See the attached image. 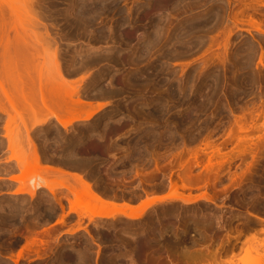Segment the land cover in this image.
I'll return each instance as SVG.
<instances>
[{
    "label": "rangeland",
    "instance_id": "rangeland-1",
    "mask_svg": "<svg viewBox=\"0 0 264 264\" xmlns=\"http://www.w3.org/2000/svg\"><path fill=\"white\" fill-rule=\"evenodd\" d=\"M103 1L0 0V262L26 253L29 231H50L52 258L41 264H200L221 241L217 264H264V223L248 215L264 219V153L239 185L231 177L249 156L208 172L202 150L226 143L229 153L239 124L259 128L253 141L264 133V33L251 24L264 30V0ZM37 176L58 195L84 179L117 205L175 198L136 220L82 217L45 189L15 194ZM162 228L180 245L138 256Z\"/></svg>",
    "mask_w": 264,
    "mask_h": 264
},
{
    "label": "bare ground",
    "instance_id": "bare-ground-1",
    "mask_svg": "<svg viewBox=\"0 0 264 264\" xmlns=\"http://www.w3.org/2000/svg\"><path fill=\"white\" fill-rule=\"evenodd\" d=\"M107 0H105L106 2ZM117 1V0H116ZM146 1V0H145ZM144 1V2H145ZM104 2V1H103ZM102 2V3H103ZM104 2V4H105ZM112 3V2H111ZM147 4V3H146ZM102 5V4H101ZM100 5V6H101ZM106 5V4H105ZM103 5V6H105ZM95 6V5H94ZM102 7V6H101ZM100 7V9H101ZM87 10V9H86ZM105 10V9H104ZM109 10V9H108ZM115 10V9H114ZM82 11V10H81ZM121 11V10H120ZM101 12V11H100ZM80 13V12H79ZM84 14V13H83ZM95 14V13H94ZM125 14H128V12H126ZM157 22V21H156ZM251 22V21H250ZM252 24V27L254 28V30L258 31V32H262L264 33V30L260 28V26L258 24H255L254 22H251ZM190 31V30H189ZM149 34V33H148ZM146 36H148L146 34ZM150 37V36H149ZM145 46V45H144ZM149 48V47H148ZM147 50V49H146ZM145 51V49H144ZM173 91V90H171ZM170 91V92H171ZM172 93V92H171ZM174 93V92H173ZM172 93V94H173ZM169 94V93H168ZM170 94V95H172ZM169 95V96H170ZM169 98H172L171 96ZM179 98V97H178ZM177 97L175 98H172L174 99V106H172L173 108H176L179 106V100ZM8 102L11 104L12 108H14V103L8 98ZM75 104H78L79 103V100L76 99L73 101ZM42 103L44 105H46V101L44 100V98H42ZM103 108V105H96L94 107H92L91 109H89L83 116L79 115V116H76L75 120H88L91 116H93L96 112H98L99 110H101ZM188 112V111H187ZM185 113V114H189V113ZM167 113V112H166ZM156 114V113H155ZM160 114V113H159ZM193 113H191L190 115H185L183 117V120H188L187 122L190 123V120H193L192 117L195 115H193L191 117ZM162 116V115H161ZM160 116V117H161ZM56 121L58 122V124H60V126H62L63 128H66L68 124H70V122H67V121H63L61 120L57 115H54L53 116ZM180 120V119H179ZM181 121V120H180ZM180 121L178 122L180 124ZM177 123V124H178ZM264 124V122H263ZM262 124V126H263ZM240 125V124H239ZM237 126V132H232L231 130L229 131L228 134V137H229V140H228V143L232 140H234V138H236V141L234 140V142H236V144L232 145L234 147H232V149L234 148V150L236 149V151H231L229 149V153L226 151L224 152L225 148H226V143H223V145L220 144V146H214L213 143L212 145H210V141L209 143L210 144H204V149L202 148V150L204 151L206 148L208 149V152L210 151L209 155H208V160L206 162V165L204 166V170L205 171H208L209 170H212L215 166H219V167H222L223 164L227 165L226 167L229 169V167H231V164L232 162L238 160L239 162H242L243 159L247 156L250 157V161L249 162H246L244 164V168L241 169L240 173H237V174H233V176L231 177V181H236L238 182L239 185L241 184H244V181L246 179L247 176H252L253 173H254V169L258 167V161L259 159H261V156L262 154L264 153V133L263 135H258L256 136V140L253 141L252 138L248 137V133L249 132H253V131H258V127H254V128H250V127H243V125L241 124V126ZM261 129V128H260ZM238 133V135L236 134ZM244 134L245 136H243V138L240 139V137H238L240 134ZM242 137V136H241ZM227 142V141H226ZM208 143V142H207ZM224 149V150H223ZM201 150V151H202ZM227 150V149H226ZM231 151V152H230ZM207 151H204V153L206 154ZM207 152V154H208ZM203 153V152H201ZM228 153V154H227ZM204 154V155H205ZM206 154V155H207ZM37 159V157H36ZM212 159H215V163L214 160L212 161ZM219 163L217 162V160H221ZM17 163V165H20V162L18 160L15 161ZM223 165V166H225ZM237 165L239 164H236V168L238 167ZM197 166H200L199 162L196 161L195 163V167ZM217 166V167H218ZM13 167V166H12ZM216 167V168H217ZM18 168V166L16 167ZM43 169L45 170H54V168L52 167H49V166H44ZM219 169V168H218ZM12 170V168H11ZM56 170V169H55ZM73 178V177H72ZM11 179V178H10ZM13 179V180H12ZM10 181H15V182H20L18 180H21L19 178H12ZM75 179V177L73 178ZM17 180V181H16ZM77 182V185L76 186H71V185H67V186H63V184H61L62 188L64 189V191H66V193L64 195H58L56 194L55 190L56 188L50 184H48L46 181H44V179H42L41 177L37 176V177H32L31 179L29 180H26V181H23V183H21V187L15 191V194H27L31 199H33L34 196H36V192L41 190V189H45L48 191L50 197L55 200V204H57L61 209L63 207V202H67L68 206H69V211L70 212H73V213H78L79 215H81V213L83 214H86V212H89V215L88 216H93L95 213L92 212L95 211L96 212V215L101 217V218H113L115 216H122L126 219H129V220H136L138 218L141 217V215L150 207L154 206L156 203H162L163 201H167V200H172L173 198H175V195L174 193H170V194H166L165 196H162V197H152L150 198L149 200L147 201H143L141 203V206H138V207H132L131 204H120V205H117V203H114L113 201H109L107 200L105 197H103L101 194H99V192L94 189L95 187L92 186L89 181H85L84 179H81V178H78V179H75ZM8 184H11V183H8ZM9 186V185H8ZM69 186V187H68ZM10 187V186H9ZM73 187V188H72ZM76 187V188H75ZM77 187L79 189H77ZM39 193V192H38ZM58 193V192H57ZM60 193V192H59ZM62 193V192H61ZM70 196V197H69ZM49 198V197H48ZM50 198V199H51ZM93 201V203H96L97 205H94V204H91V203H87V201ZM36 202V201H35ZM53 202V201H52ZM36 207V206H35ZM82 209V210H81ZM81 210V211H80ZM80 211V212H79ZM248 215L253 218L254 220H256L257 222H263L264 223V219L262 217H260L259 215H256L255 213H248ZM65 217V215H62V217ZM82 216V215H81ZM84 216V215H83ZM82 216V217H83ZM89 217V218H90ZM62 222V221H60ZM63 223V222H62ZM242 223L239 222L237 225H241ZM79 228H81L79 226ZM187 228V227H185ZM76 230V229H75ZM75 230H69V234L70 232L72 233L73 231ZM186 230V229H185ZM235 235L232 236L230 235L229 233H231V229H229L228 231V235L226 236V241L229 243L230 240L232 239H236L237 237H239L241 234H242V228H235ZM165 229H161L160 231V234L158 233V237L157 239L159 240H153V241H149V242H146L144 245H141L139 248H138V253L137 255L138 256H142L143 254H145L146 252H148L149 250H151L153 247L155 246H159V244H161V246H163V250H165L164 252L167 253L166 249L167 247H171L173 248L174 245L179 246L180 245V242H182V240L180 241V238H175V240L172 242L171 240L169 239H165L163 234L165 233ZM1 232V231H0ZM29 232H31L29 234ZM28 232V235L29 236H26L25 238H27L26 242V254H30L32 255L33 253L36 254L35 256H39L41 255L40 253V250H43L42 253L46 252L47 253V250L50 252L49 249H51V246L54 245L53 243L51 244L50 241H53L55 240V237H53V240H48V237H50V234L51 232L49 231L48 233V236L44 235V233L48 232V231H44V232H39V231H29ZM39 232V233H38ZM40 233L41 235L43 236H46L44 237L45 240L42 239L43 236L40 237ZM66 234L68 233V231L65 232ZM52 236V235H51ZM38 237V238H37ZM47 239V240H46ZM52 239V237H51ZM56 242V241H54ZM173 243L172 245L170 243ZM57 243V242H56ZM159 243V244H158ZM170 244V245H169ZM219 246L217 247V249L214 251V252H207V255L205 257V261L203 263H200V264H217V260L220 258V250L224 247L222 241L220 244H218ZM210 246V245H209ZM207 246V247H209ZM243 248H245V243L242 245ZM35 248V249H32ZM42 247H44V249H41ZM164 247H166L164 249ZM175 247V246H174ZM24 247H22L23 249ZM55 248V247H54ZM70 249V248H69ZM162 249V248H161ZM232 249V248H231ZM19 250V249H18ZM16 250V251H18ZM30 250V251H29ZM23 250H19L18 253H17V256L13 255V254H9L10 256V259L15 263V264H18V259H20V257H22V255L24 254V252H22ZM32 252V253H31ZM53 252V251H52ZM40 253V254H39ZM65 253V252H64ZM63 254V253H62ZM72 254V253H71ZM44 256V254H42ZM41 255V256H42ZM46 255V254H45ZM34 256V257H35ZM41 256H39L41 258ZM42 256V257H43ZM55 256V255H54ZM61 256V255H60ZM7 257V258H8ZM33 257V256H32ZM45 257V256H44ZM80 257V256H78ZM24 258V257H23ZM27 258V257H26ZM25 258V259H26ZM52 258V257H51ZM34 259V258H33ZM54 259V258H53ZM261 261H262V258H260ZM32 260V259H31ZM59 260V259H58ZM42 261V260H41ZM50 261V260H49ZM260 261V262H261ZM20 262V261H19ZM55 262V261H54ZM59 263V261H56ZM259 262V261H258ZM1 263V262H0ZM51 264V262H49ZM2 264V263H1ZM41 264V263H40ZM45 264V263H44ZM53 264V263H52ZM194 264H197V263H194Z\"/></svg>",
    "mask_w": 264,
    "mask_h": 264
},
{
    "label": "crops",
    "instance_id": "crops-1",
    "mask_svg": "<svg viewBox=\"0 0 264 264\" xmlns=\"http://www.w3.org/2000/svg\"><path fill=\"white\" fill-rule=\"evenodd\" d=\"M145 199H143L142 201H140V202H137V203H135V204H131L133 207H138L140 204H141V202H143ZM59 227V225H57L56 224V222L55 223H51L50 225H48L46 228L47 229H56V228H58ZM67 229H63L60 233H59V237H63V236H66V235H69V234H66L65 233V231H66ZM41 249H44V247H42ZM19 251V250H18ZM18 251H15V252H13V253H11V254H13V255H15V256H17V253H18ZM43 252V250H40V253H41V255L42 254H44V256L42 257L41 255H39V256H41V258L39 257V256H35L36 254H32V255H28V254H24L23 255V257L22 258H20V259H18V263H21V262H23V261H25L26 262V264H37V263H41V262H46V261H48V260H50L51 259V257H52V255H50V254H46V253H42ZM39 253V254H40ZM10 254V255H11ZM46 254V255H45ZM10 255H8V256H10ZM8 256H6V257H8ZM33 256V257H32ZM35 256V257H34ZM27 257V258H26ZM26 258V259H25ZM34 258V259H33ZM8 259L13 263V264H15L11 259H10V257H8ZM32 259V260H31ZM42 260V261H41ZM20 261V262H19Z\"/></svg>",
    "mask_w": 264,
    "mask_h": 264
}]
</instances>
